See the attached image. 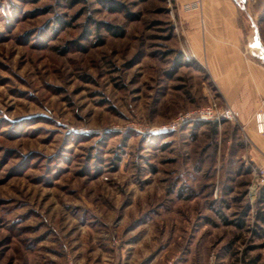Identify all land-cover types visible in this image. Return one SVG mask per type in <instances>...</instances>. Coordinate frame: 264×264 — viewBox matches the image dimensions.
<instances>
[{
  "label": "rangeland",
  "instance_id": "rangeland-1",
  "mask_svg": "<svg viewBox=\"0 0 264 264\" xmlns=\"http://www.w3.org/2000/svg\"><path fill=\"white\" fill-rule=\"evenodd\" d=\"M237 1L264 65V0ZM184 16L0 0V264H264V134L199 118L229 105Z\"/></svg>",
  "mask_w": 264,
  "mask_h": 264
},
{
  "label": "crops",
  "instance_id": "crops-1",
  "mask_svg": "<svg viewBox=\"0 0 264 264\" xmlns=\"http://www.w3.org/2000/svg\"><path fill=\"white\" fill-rule=\"evenodd\" d=\"M198 1L197 9L180 10L192 54L208 71L221 100L264 134V65L246 53V9L237 0Z\"/></svg>",
  "mask_w": 264,
  "mask_h": 264
},
{
  "label": "built area",
  "instance_id": "built-area-1",
  "mask_svg": "<svg viewBox=\"0 0 264 264\" xmlns=\"http://www.w3.org/2000/svg\"><path fill=\"white\" fill-rule=\"evenodd\" d=\"M199 6V1L194 0L186 3H179V9L182 11L195 10ZM214 106H206L198 111L199 118L207 121H220L221 118L228 120H237L240 116V111L228 106L220 111H216ZM260 172L264 174V169L261 168Z\"/></svg>",
  "mask_w": 264,
  "mask_h": 264
},
{
  "label": "water",
  "instance_id": "water-1",
  "mask_svg": "<svg viewBox=\"0 0 264 264\" xmlns=\"http://www.w3.org/2000/svg\"><path fill=\"white\" fill-rule=\"evenodd\" d=\"M256 38H257V45H258L262 60L264 61V53H263L261 41H260L259 36L257 34H256Z\"/></svg>",
  "mask_w": 264,
  "mask_h": 264
},
{
  "label": "trees",
  "instance_id": "trees-1",
  "mask_svg": "<svg viewBox=\"0 0 264 264\" xmlns=\"http://www.w3.org/2000/svg\"><path fill=\"white\" fill-rule=\"evenodd\" d=\"M208 123H210V121H207ZM213 126H215V123L213 124Z\"/></svg>",
  "mask_w": 264,
  "mask_h": 264
}]
</instances>
